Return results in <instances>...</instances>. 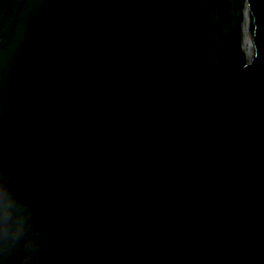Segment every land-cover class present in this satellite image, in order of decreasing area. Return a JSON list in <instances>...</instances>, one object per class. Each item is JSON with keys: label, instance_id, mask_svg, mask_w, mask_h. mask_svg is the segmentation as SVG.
Instances as JSON below:
<instances>
[{"label": "water", "instance_id": "water-1", "mask_svg": "<svg viewBox=\"0 0 264 264\" xmlns=\"http://www.w3.org/2000/svg\"><path fill=\"white\" fill-rule=\"evenodd\" d=\"M0 228L6 264H264V0H0Z\"/></svg>", "mask_w": 264, "mask_h": 264}, {"label": "clouds", "instance_id": "clouds-1", "mask_svg": "<svg viewBox=\"0 0 264 264\" xmlns=\"http://www.w3.org/2000/svg\"><path fill=\"white\" fill-rule=\"evenodd\" d=\"M0 231H4L3 228H0ZM4 243L0 242V255H2L3 259H0V264H6V258L4 256ZM21 264H26V262H21Z\"/></svg>", "mask_w": 264, "mask_h": 264}, {"label": "snow or ice", "instance_id": "snow-or-ice-1", "mask_svg": "<svg viewBox=\"0 0 264 264\" xmlns=\"http://www.w3.org/2000/svg\"><path fill=\"white\" fill-rule=\"evenodd\" d=\"M5 235H6V233H5ZM0 259H3L2 255H0Z\"/></svg>", "mask_w": 264, "mask_h": 264}]
</instances>
